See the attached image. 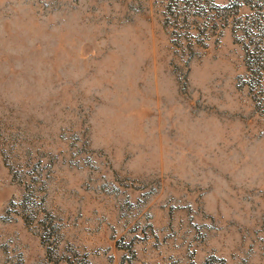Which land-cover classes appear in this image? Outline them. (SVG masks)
<instances>
[{"label":"rangeland","instance_id":"1","mask_svg":"<svg viewBox=\"0 0 264 264\" xmlns=\"http://www.w3.org/2000/svg\"><path fill=\"white\" fill-rule=\"evenodd\" d=\"M0 264H264V0H0Z\"/></svg>","mask_w":264,"mask_h":264}]
</instances>
